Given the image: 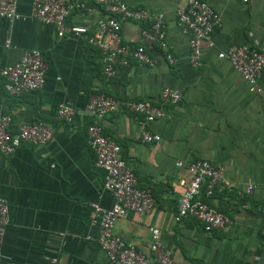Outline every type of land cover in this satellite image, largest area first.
<instances>
[{
	"label": "crops",
	"instance_id": "1",
	"mask_svg": "<svg viewBox=\"0 0 264 264\" xmlns=\"http://www.w3.org/2000/svg\"><path fill=\"white\" fill-rule=\"evenodd\" d=\"M221 17V26L201 45V65L189 63L188 36L177 25L175 10L184 0H127L134 9L165 14L173 65L162 59L155 66L132 63L103 74L102 52L85 37L57 36L53 26L32 17L33 0H17L19 20L0 18V72L29 50L42 52L47 64L43 87L34 93L9 96L0 74V117L9 115V132L22 124L41 122L52 132L44 146L23 144L9 156L0 154V198L8 206L2 259L11 264H112L100 250L99 226L91 221V204L114 205L103 187L105 172L95 166L86 128L97 123L121 148L120 156L135 174L140 188L151 190L152 211L139 218L130 213L113 232L149 255V228L160 231V242L175 264H264V93L247 83L217 54L234 45L264 51V0H203ZM66 24L82 25L92 34L107 18L101 5L81 0ZM121 23L124 43L140 46V29ZM6 41L9 46L6 47ZM264 92V71L258 80ZM183 94L177 106H163L164 117L145 126L159 143L140 138L141 117L116 110L94 118L86 111L89 97L103 94L160 106V92ZM70 104L69 123L56 117L59 104ZM207 160L224 169L231 187L201 199L229 217L225 232H205L192 218L173 221L182 193L180 179H189L188 165ZM182 163L178 166V163ZM251 186V191L247 187Z\"/></svg>",
	"mask_w": 264,
	"mask_h": 264
},
{
	"label": "built area",
	"instance_id": "2",
	"mask_svg": "<svg viewBox=\"0 0 264 264\" xmlns=\"http://www.w3.org/2000/svg\"><path fill=\"white\" fill-rule=\"evenodd\" d=\"M81 0H33L32 17L43 24L53 26L57 36L65 35L85 37L86 42L102 52L104 59L103 74L106 78L117 75V68H127L132 63L139 66H155L162 59L168 65L175 63L167 42L165 14L152 13L145 9L128 6L127 0H86L101 5L107 18L100 22L92 34L82 25L66 24V19ZM246 3L248 0H242ZM0 18L6 20L23 19L17 12V0H0ZM177 25L188 36L189 63L197 68L201 65V45L210 39L213 31L221 26V17L212 6L203 0H184L175 10ZM132 21L146 27L140 29V46H127L121 36V23ZM9 42L6 41V47ZM217 58L228 62L233 70L247 83L249 91L263 95L258 80L264 71V51L247 45H234L219 52ZM47 64L39 50L24 52L17 63L1 70L5 80L4 89L9 96L34 93L45 82ZM183 94L178 90L165 88L160 92V106L142 101L122 100L97 94L89 97L86 111L94 118L104 117L116 110L128 111L141 117L140 138L145 143L157 144L161 137L145 130V126L164 117L163 106H177ZM75 111L70 104H59L56 110L58 120L69 123ZM11 117H0V154L9 156L21 145L44 146L52 140L51 130L41 122L20 125L15 133L9 132ZM86 141L95 156V166L105 172L104 189L109 192L114 205L104 209L99 204H91V221L99 226L97 243L105 257L112 264H175L170 250L160 242L158 228H149L151 243L149 255L138 251L134 245L125 242L113 230L116 222L127 218L130 213L139 218L153 210L155 199L151 190L140 188L132 170L121 158V148L110 137L103 134L102 128L95 122L86 128ZM182 163H178L181 166ZM189 179H180L182 188L173 221L181 222L192 218L198 221L205 232H225L230 220L226 215L214 211L201 200V190L206 197L217 191L231 187L221 166L207 160H196L188 165ZM251 186L247 191H251ZM264 218V205L260 209ZM8 206L0 198V264H11L2 259V243L5 228L8 225ZM264 236V228L262 229ZM49 264H58L57 258Z\"/></svg>",
	"mask_w": 264,
	"mask_h": 264
},
{
	"label": "trees",
	"instance_id": "3",
	"mask_svg": "<svg viewBox=\"0 0 264 264\" xmlns=\"http://www.w3.org/2000/svg\"><path fill=\"white\" fill-rule=\"evenodd\" d=\"M202 200V199H201ZM203 202H205V200H202ZM206 203V202H205Z\"/></svg>",
	"mask_w": 264,
	"mask_h": 264
}]
</instances>
